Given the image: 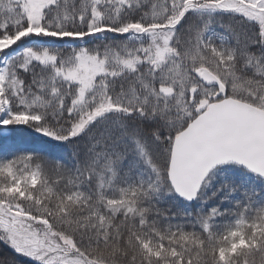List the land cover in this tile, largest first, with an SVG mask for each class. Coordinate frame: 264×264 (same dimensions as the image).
<instances>
[{
	"label": "snow or ice",
	"instance_id": "6c2138e0",
	"mask_svg": "<svg viewBox=\"0 0 264 264\" xmlns=\"http://www.w3.org/2000/svg\"><path fill=\"white\" fill-rule=\"evenodd\" d=\"M0 264H264V0H0Z\"/></svg>",
	"mask_w": 264,
	"mask_h": 264
}]
</instances>
